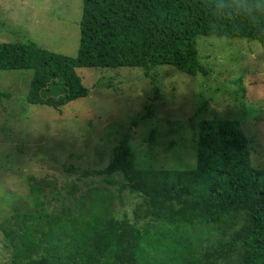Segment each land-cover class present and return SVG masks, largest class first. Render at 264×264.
I'll use <instances>...</instances> for the list:
<instances>
[{
	"label": "trees",
	"instance_id": "1",
	"mask_svg": "<svg viewBox=\"0 0 264 264\" xmlns=\"http://www.w3.org/2000/svg\"><path fill=\"white\" fill-rule=\"evenodd\" d=\"M207 35L264 42V0H82L75 55L5 41L0 70L31 69L27 102L61 110L89 93L77 67L136 66L152 76L165 64L205 73L196 42ZM187 126V143L167 142L182 158L195 156L192 166H159L152 143L136 156L120 135L106 162L82 167L92 175L86 191L72 192L80 187L70 183L56 213L29 177L34 209L0 222L9 264H264V167L251 164L239 121L212 116ZM118 177L137 198L131 212L119 213L105 186Z\"/></svg>",
	"mask_w": 264,
	"mask_h": 264
},
{
	"label": "rangeland",
	"instance_id": "2",
	"mask_svg": "<svg viewBox=\"0 0 264 264\" xmlns=\"http://www.w3.org/2000/svg\"><path fill=\"white\" fill-rule=\"evenodd\" d=\"M81 8L82 0H0V42L30 39L75 55ZM196 43L205 73L189 75L165 64L152 76L136 66L77 67L89 93L61 110L27 102L31 69L0 70V222L15 211L34 209L31 176L43 187L40 197L47 201L46 195L50 203L46 211H59L69 184L80 187L72 192L86 191L92 175L84 176V168L106 162L114 140L123 134L136 156L152 143V156L163 160L159 166L188 168L195 156L182 158L168 147V139L187 143L188 121L237 119L249 141L251 164L264 167V42L207 35ZM153 127L158 130L150 142L146 135ZM186 149V156L195 155ZM122 182L118 177L105 186L114 193L118 212H131L137 198ZM3 241L0 227V264H9Z\"/></svg>",
	"mask_w": 264,
	"mask_h": 264
}]
</instances>
